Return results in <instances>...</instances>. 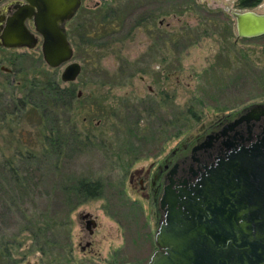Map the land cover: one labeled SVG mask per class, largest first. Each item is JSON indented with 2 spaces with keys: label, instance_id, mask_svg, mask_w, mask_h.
<instances>
[{
  "label": "rangeland",
  "instance_id": "1",
  "mask_svg": "<svg viewBox=\"0 0 264 264\" xmlns=\"http://www.w3.org/2000/svg\"><path fill=\"white\" fill-rule=\"evenodd\" d=\"M94 1L70 23L81 65L73 81L59 80L61 66L48 67L38 44L0 47L12 72L0 69V159L17 144L35 151L13 159L20 184L8 185L0 169V244L9 252L0 264H144L154 249L153 206L131 175L226 112L264 99V34L236 37L225 11L234 1ZM246 8L264 12V0ZM90 29L101 35L88 36L91 46L80 40ZM46 76L75 95L40 115L18 110L12 98ZM56 130L59 147L39 153V134ZM79 176L99 179L100 195L75 203L68 186ZM82 212L94 217L91 233Z\"/></svg>",
  "mask_w": 264,
  "mask_h": 264
},
{
  "label": "water",
  "instance_id": "2",
  "mask_svg": "<svg viewBox=\"0 0 264 264\" xmlns=\"http://www.w3.org/2000/svg\"><path fill=\"white\" fill-rule=\"evenodd\" d=\"M27 1L36 6V13L13 14L0 34V44L32 48L36 36L22 23L25 15H32L43 62L51 68L61 66L60 81H73L81 65L72 59L73 47L61 22L72 16L79 0ZM231 15L236 37L264 32V12L244 8ZM241 109L233 122L257 119L264 112V101ZM231 137L221 140L226 150L213 162L203 164L197 174L191 170L174 187L169 183L163 188L156 248L144 264H264V130L247 145L237 142L235 147V136ZM86 215L90 214H81ZM88 220L93 226V218Z\"/></svg>",
  "mask_w": 264,
  "mask_h": 264
},
{
  "label": "flooded vegetation",
  "instance_id": "3",
  "mask_svg": "<svg viewBox=\"0 0 264 264\" xmlns=\"http://www.w3.org/2000/svg\"><path fill=\"white\" fill-rule=\"evenodd\" d=\"M91 0H79L77 7L75 8L73 14L68 19H65L61 22V26L64 28L66 36L71 43L69 35L74 32L75 27L71 26L70 23L72 20L77 18L79 14H82L83 8L85 7H96L98 2L94 1L90 3ZM191 2L196 0H190ZM199 2H207L208 6L211 7V4L208 3V0H197ZM229 0H223L224 3ZM235 2V6L230 10V8L225 7V11L231 14L232 11L242 10L246 7H251L247 5H242L240 2L244 0H231ZM211 2H215L212 0ZM255 3L254 5H256ZM28 8H31L32 11H29ZM36 6L31 5L27 0H0V34L5 29L9 18L13 14H35ZM219 14H222L219 12ZM149 17H146V22ZM160 22V21H159ZM23 25L36 36V44L40 45V35L35 30L32 21V15H25L22 20ZM76 31H80V28H83V19L76 23ZM263 33L255 35L261 36ZM82 35V33H81ZM80 35V36H81ZM242 37H253V36H242ZM82 44L85 43L84 38H80ZM72 44V43H71ZM34 45V46H35ZM33 46V47H34ZM0 47L3 48H27L25 46H4L0 44ZM31 49V48H27ZM2 64V63H0ZM6 67V66H5ZM8 68V67H6ZM0 69L4 73H12L8 69ZM10 80H13V77L10 76ZM261 101H264L261 100ZM244 107V106H243ZM241 108L235 112H226L224 115L216 118L214 121L205 125L202 130L196 134L191 141H182L179 144L175 145L170 149V152L167 155H164L159 160L152 161L145 168H139L131 175V181L134 180L136 188L139 191V194L147 199L150 204L153 206L152 216L154 219L155 228L159 220L163 216V211L159 207V199L162 194L163 188L170 183L172 187L177 185L184 177L190 174L191 170H194L196 174L198 169H202L203 164H209L213 162L218 154H222L226 150L221 142L223 138H232L235 140V147H237V142L242 143L243 145L249 144L250 141H254L256 135H260L261 131L264 130V112L259 115L257 119H250L248 121H238L233 122V120L242 113ZM225 128L224 134H220L219 131ZM206 141L204 144L198 146L201 142ZM193 177L189 181H192ZM83 213V212H82ZM79 216L83 220L84 228L88 233L92 232V228L95 226L96 222L94 217L90 215ZM89 218H93L94 225H91ZM88 220V221H87ZM90 229V230H89ZM155 232V230H154ZM154 232H153V243H154ZM90 242L87 240L85 246H89ZM84 246H81L83 248ZM156 246L154 245V249ZM153 249V250H154ZM152 250V251H153ZM151 251V252H152Z\"/></svg>",
  "mask_w": 264,
  "mask_h": 264
},
{
  "label": "trees",
  "instance_id": "4",
  "mask_svg": "<svg viewBox=\"0 0 264 264\" xmlns=\"http://www.w3.org/2000/svg\"><path fill=\"white\" fill-rule=\"evenodd\" d=\"M260 0H244L240 2L242 5L251 6L255 3H258ZM93 30L86 31V40L85 42L92 45V39H88V36H94L95 38L99 35V33L94 31V34L91 32ZM102 34V33H101ZM104 34V33H103ZM30 89L27 90L28 93L22 94L18 97L12 98L13 105L18 108V110L22 111L27 109L28 111H32L38 115L45 113L47 110L56 109V107L60 104H65V100L72 98L74 94V90L72 86H59L58 82L53 76H46L42 79L31 78ZM31 91H34L35 98L31 95ZM27 107V108H26ZM49 107V108H48ZM2 108V107H0ZM5 113L0 114V120H4ZM10 113V112H8ZM52 129V128H51ZM9 131L13 133V130L9 128ZM50 134L40 133L39 134V144H38V152L46 153L47 151H54L60 145V134L58 131H55L54 138H51ZM47 143V144H43ZM23 148V149H22ZM32 156H35V151L33 150L32 145H23L17 144L13 147V150L10 152L8 156H3L0 159V169L6 171L9 175L8 177V185L12 184L14 186L20 184L21 178L18 176V170L15 165L14 158L18 160L29 159ZM10 183V184H9ZM102 182L99 179H91L84 176H79L76 178H72V182L68 186L69 192L76 199L75 203H79L89 198L96 197L100 195ZM40 226V225H39ZM39 228V227H38ZM5 245V243H4ZM6 246H2L0 244V254H9ZM13 264V263H12Z\"/></svg>",
  "mask_w": 264,
  "mask_h": 264
}]
</instances>
